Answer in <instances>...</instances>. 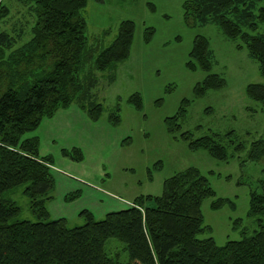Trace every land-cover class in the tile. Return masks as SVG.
<instances>
[{
	"label": "rangeland",
	"instance_id": "1",
	"mask_svg": "<svg viewBox=\"0 0 264 264\" xmlns=\"http://www.w3.org/2000/svg\"><path fill=\"white\" fill-rule=\"evenodd\" d=\"M185 1L86 0L81 14L90 45L95 40L101 47L111 44L124 20L133 25L131 45L114 68L94 71L97 85L85 103L92 99L101 104L98 116H89L73 101L43 116L35 129L22 135L37 137L38 156L51 162L48 219L64 218L67 226H78L85 221L83 210L101 219L138 196L160 195L168 177L194 167L214 190L201 202L204 229L199 238L211 236L223 245L258 229L249 204L251 192H259L264 179V157L249 160L247 151L253 139L264 138V101L249 98L246 86L264 84V76L247 49L237 48V37H227L212 22L186 21ZM259 4L264 6V0ZM1 6L8 10L0 11V30L14 36L11 49L0 54L7 60L30 39L36 13L30 0H0ZM263 28L261 23L257 29ZM198 34L207 38L214 55L209 72L225 81L200 96L195 87L209 72L190 55ZM185 131L191 138L219 134L225 159L192 148L190 138L182 135ZM238 142L243 147L237 150ZM25 186L6 193L19 205V219L35 221ZM105 249L122 263L128 259L125 244L114 237L105 241Z\"/></svg>",
	"mask_w": 264,
	"mask_h": 264
},
{
	"label": "trees",
	"instance_id": "2",
	"mask_svg": "<svg viewBox=\"0 0 264 264\" xmlns=\"http://www.w3.org/2000/svg\"><path fill=\"white\" fill-rule=\"evenodd\" d=\"M30 1L36 13L30 39L7 60L0 56V264H264V179L260 191L250 194L249 213L257 216L258 229L223 245H217L211 236L198 237L204 229L201 202L214 195V190L194 167L168 177L160 195L138 196L126 208L109 211L101 219L88 210L81 212L84 223L73 227L67 226L64 218H47L45 201L53 184L51 162L38 156L37 137L22 135L35 129L43 116H51L58 107L73 101L89 116H98L101 104L92 99L85 103L97 85L94 71L108 65L114 68L126 58L133 25L130 20L122 21L106 47L97 40L90 45L81 14L86 0ZM260 1L187 0L185 20L212 22L227 37H237V48L247 49L264 76V28L257 29L264 23ZM1 7L0 11L7 12L6 6ZM13 43L12 33L0 30V54ZM190 55L210 71L214 55L205 36H195ZM114 71L109 82L114 80ZM224 84L220 74L209 72L196 85L195 93L200 96ZM246 93L253 100L264 101V84L248 83ZM182 135L190 138L192 148L202 147L225 159L226 148L219 134L191 138L185 131ZM242 147L238 142L235 149ZM262 157L264 138H255L247 158L259 161ZM24 184L23 193L30 199L35 221L19 219L20 207L6 193ZM144 200L154 204L145 205ZM109 237L125 244V263L107 253Z\"/></svg>",
	"mask_w": 264,
	"mask_h": 264
}]
</instances>
